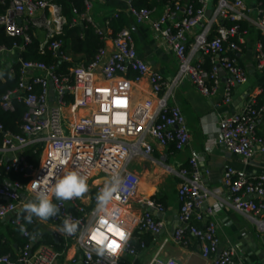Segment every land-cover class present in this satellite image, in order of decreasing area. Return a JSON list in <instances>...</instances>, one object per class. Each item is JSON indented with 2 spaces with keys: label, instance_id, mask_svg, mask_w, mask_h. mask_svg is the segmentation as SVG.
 I'll list each match as a JSON object with an SVG mask.
<instances>
[{
  "label": "built area",
  "instance_id": "1",
  "mask_svg": "<svg viewBox=\"0 0 264 264\" xmlns=\"http://www.w3.org/2000/svg\"><path fill=\"white\" fill-rule=\"evenodd\" d=\"M62 1L10 0L5 12L0 14V26L6 34L21 38L20 43L14 42L11 47L0 45V64H6L9 74L17 76L16 87L2 96L0 107L7 112L15 111L16 102L26 107L18 132L4 131L0 121V132H3L0 167L29 179L25 183L20 180L0 182V219L18 229L24 239L15 256L1 254L0 263L57 262L60 254L50 246H38L37 237L30 234L29 227L37 223V217L33 216L32 222L27 223L22 211V205L34 195L31 185L35 183L38 188H46L53 203L58 205L59 213L49 219L57 232L76 248L83 264H131L122 262L123 258L135 260L147 248L141 235L162 233L166 208L153 197L145 202L133 200L140 179L129 166L136 157L149 156L154 145H172L182 150L189 143L190 133L181 107L170 103L180 85L190 82L205 96L215 95L222 86V104L231 102L232 88L247 81V70L236 55L249 41V30L243 23L249 20L253 8L247 0H157L158 5L141 8L134 7L133 0H124V8H117L97 23L93 19L96 3L109 0H82L83 10L72 7L69 27L92 26L103 45L89 61H74L64 48V39L58 37L68 24ZM120 9L136 25L147 24L154 37L172 51L177 72L171 78L149 68L138 53L129 27L113 32L111 24ZM252 23L257 31L252 48L254 68L262 72L264 7L260 0ZM39 32H42L41 37ZM34 39L38 41V51L41 54L49 51L58 64L25 60L20 56ZM14 54L16 58L12 57ZM65 62L71 64L63 70L60 65ZM15 63L19 64L17 70L13 67ZM222 70L226 74L224 79ZM92 74L108 81L128 74H132L135 81L146 76L155 98L147 100L143 106L145 112L135 116L128 110V93L123 85L110 89L90 86L86 78ZM4 80L0 69V81ZM259 93L260 97L248 98L239 111L224 113L218 122L223 146L244 163L256 152L264 153V132L259 131V125L264 123V90ZM91 103L97 107L85 115L75 116ZM114 116L121 118L115 120ZM38 152L40 160L34 165L30 155ZM69 171L87 177L88 191L80 198L56 200L51 189L56 180ZM102 175L108 179L91 188L92 180ZM178 175L182 180L177 188L179 225L171 240L182 247L196 240L203 259L215 256L213 264H238L234 247H220L214 218L216 206L209 202L211 192L202 184L197 158H191L189 166L182 167ZM115 178L120 179L121 188L114 193L111 204L125 209L126 218L114 219V227L125 238L122 241L117 233L102 229L107 243L114 241L119 247L114 252H101L93 238L98 216L96 197ZM223 184L229 194L227 203L234 210L248 216H264V174L250 176L242 169L228 166ZM143 204L146 208L142 211L131 209ZM65 219L76 224L75 232L60 231ZM256 222L264 236V218ZM22 226L27 235L20 231ZM166 242L167 239L160 247ZM148 264L181 263L173 257H161L159 250Z\"/></svg>",
  "mask_w": 264,
  "mask_h": 264
},
{
  "label": "crops",
  "instance_id": "2",
  "mask_svg": "<svg viewBox=\"0 0 264 264\" xmlns=\"http://www.w3.org/2000/svg\"><path fill=\"white\" fill-rule=\"evenodd\" d=\"M258 1H246L253 8L249 13V20L243 23L249 30L247 37L249 41L236 57L247 70V81L232 88L231 102L222 104V86L215 95L205 96L190 82L180 85L175 91V98L170 103L175 102L181 107L190 133L189 143L182 150H176L172 145L166 147L154 145L149 156H138L132 162L131 169L139 176L141 191L149 194L148 197L155 198L166 208L162 216L165 222L162 233L158 236L149 235L151 239L147 248L132 264H148L159 250L161 257H173L181 264H213L215 256L203 259L196 240L192 239L187 247L179 246L171 240L174 229L179 225L177 188L182 180L178 171L182 167L189 166V160L193 157L198 160L203 186L211 192L209 202L216 206L214 218L218 224L217 234L221 249L234 247L235 260L238 264H264V236L258 230L256 222V219L264 218V216H248L234 210L227 203L229 194L223 184V174L228 166L242 169L250 176L264 174V153L258 151L248 163H244L241 158L223 146L218 130V122L224 113L232 114L239 111L248 98L260 97L259 92L264 90V71L258 72L254 68L252 54L253 44L257 38V31L252 20L256 17ZM124 7V0L96 3L93 11L95 22L101 23L107 14ZM130 19L129 28L134 36L139 55L147 62L151 70L160 72L168 79L171 78L177 72V61L172 51L162 40L154 37L147 24L136 25L133 19ZM39 36H42V32H39ZM68 51L74 60H82V55ZM225 75L222 70V79ZM86 80L90 86L104 89L123 85L128 93V110L135 116L145 112L143 106L147 100L155 98L146 76L135 81L133 75L128 74L108 81L99 75L92 74L87 76ZM80 91L82 93V88ZM96 107V104L91 103L86 109L76 112L75 116L76 114L85 115L91 108ZM115 118L120 120L121 117L115 116ZM259 131L264 132V123L259 125ZM7 180L10 179L0 176V182ZM109 207L113 219L126 218L125 209L112 204ZM145 208L143 204L140 207L133 206L131 209L137 212ZM36 224L39 228L37 240L42 242L38 243V246H50L60 254L56 264H83L79 252L61 233L57 232L50 219L42 221L37 217ZM13 231L5 220L0 219V238L14 245L17 251L18 246ZM48 238L54 239L57 243L60 242V248L56 249L53 245L47 244ZM165 239L167 242L161 248Z\"/></svg>",
  "mask_w": 264,
  "mask_h": 264
},
{
  "label": "trees",
  "instance_id": "3",
  "mask_svg": "<svg viewBox=\"0 0 264 264\" xmlns=\"http://www.w3.org/2000/svg\"><path fill=\"white\" fill-rule=\"evenodd\" d=\"M10 0H0V14L4 13L6 8L9 5ZM261 6L264 7V0H260ZM158 5L157 0H133V6L136 8L141 7H154ZM77 7L80 11L83 10V2L82 0H63L62 1V10L63 15L67 19V25L63 28V33L58 36L59 38L64 39L65 45L64 48L67 50H70L74 54H80L82 55V60L89 61L94 54L98 51V49L103 45L99 36L95 33L94 28L87 24L86 28L78 26V27H69V23L72 21L73 15H72V7ZM112 28L113 32L116 33L123 27H130L131 25V19L128 16V14L120 9L118 12L117 18L112 22ZM243 26H245L243 24ZM82 35V36H81ZM14 42H21V38L16 36H9L6 34L4 28L0 26V45L4 44L8 47H11ZM16 54L12 55L13 58H16ZM23 59L25 60H39L43 61L47 64H58V61L54 59L51 56V53L49 51H46L44 54H41L38 51V41L37 39H34V42L32 44H29L27 46V50L22 52L20 54ZM77 61V60H74ZM71 63H61V69H66L68 65ZM13 67L15 70L18 69L19 64L15 63L13 64ZM0 69L2 70L3 76L5 78L4 81H0V101L2 96L9 90H13L17 85V76H12L9 74L7 65L6 64H0ZM26 107L24 104L16 102L15 103V111L14 112H7L4 111L0 107V121L4 125V131L10 130L12 132H18L19 126L21 124V118L23 113L25 112ZM3 137V132H0V142ZM30 160L33 162L34 165H37L40 160V153L30 155ZM0 174L3 177H6L10 180H20L23 183L27 182L29 179L23 177L22 175L16 173V172H6V170L2 167H0ZM159 202V201H158ZM13 235L15 237L16 245L19 247L23 243V238L21 234L19 233L18 229L13 228ZM30 234L33 236H36L39 234V228L37 224H34L29 227ZM150 234H143L141 235V239H143L146 243L151 239ZM41 244L42 242L40 240L37 241V245ZM49 245H53L56 249H59L61 246L60 242H56L54 239H49L46 242ZM0 248L2 249L0 251L1 254H7L10 253L12 257L15 256L16 248L14 245L6 243L5 240L0 238Z\"/></svg>",
  "mask_w": 264,
  "mask_h": 264
},
{
  "label": "clouds",
  "instance_id": "4",
  "mask_svg": "<svg viewBox=\"0 0 264 264\" xmlns=\"http://www.w3.org/2000/svg\"><path fill=\"white\" fill-rule=\"evenodd\" d=\"M121 188V181L115 178L109 181L106 186L100 191L96 197L97 202V221L93 229V238L98 246V251L111 250L116 251V246L113 243H107L108 238L105 236L102 229H107L109 232L117 233L121 240H124V234L114 227V219L109 212V205L112 203L114 193ZM33 197L28 202L22 205V211L25 214L24 218L27 223L32 222L33 216L40 220H48L59 213V207L53 203L52 197L48 194L46 188H38L33 183L31 185ZM52 194L56 200H72L80 198L88 191L87 177L81 175L77 171L66 172L61 178L57 179L53 188ZM112 220L110 223L109 221ZM20 231L27 235L25 228L22 226ZM61 232L71 234L76 231V224L69 219H65Z\"/></svg>",
  "mask_w": 264,
  "mask_h": 264
},
{
  "label": "bare ground",
  "instance_id": "5",
  "mask_svg": "<svg viewBox=\"0 0 264 264\" xmlns=\"http://www.w3.org/2000/svg\"><path fill=\"white\" fill-rule=\"evenodd\" d=\"M114 119L118 120L117 118H115V116H114ZM148 195L149 194L143 193L141 191L140 183H139V185H138V187H137V189H136V191H135V193L133 195V200L134 201H141L142 200L143 202H145V200L148 198Z\"/></svg>",
  "mask_w": 264,
  "mask_h": 264
},
{
  "label": "water",
  "instance_id": "6",
  "mask_svg": "<svg viewBox=\"0 0 264 264\" xmlns=\"http://www.w3.org/2000/svg\"><path fill=\"white\" fill-rule=\"evenodd\" d=\"M208 14H209V12H208ZM107 179H108V177L106 175H102L100 177L94 178L91 182V188H96L98 185H101Z\"/></svg>",
  "mask_w": 264,
  "mask_h": 264
},
{
  "label": "rangeland",
  "instance_id": "7",
  "mask_svg": "<svg viewBox=\"0 0 264 264\" xmlns=\"http://www.w3.org/2000/svg\"><path fill=\"white\" fill-rule=\"evenodd\" d=\"M93 19H94V17H93ZM129 168L130 169L132 168V163L130 164ZM122 262H124V263H131L132 264L134 262V259L132 257H125V258H123Z\"/></svg>",
  "mask_w": 264,
  "mask_h": 264
},
{
  "label": "snow or ice",
  "instance_id": "8",
  "mask_svg": "<svg viewBox=\"0 0 264 264\" xmlns=\"http://www.w3.org/2000/svg\"><path fill=\"white\" fill-rule=\"evenodd\" d=\"M116 103H117V104H120V103H122V102H121V101H116ZM121 235H122V233H121ZM112 243L115 244L114 241H113ZM115 246H116V248L119 247V245H116V244H115Z\"/></svg>",
  "mask_w": 264,
  "mask_h": 264
}]
</instances>
